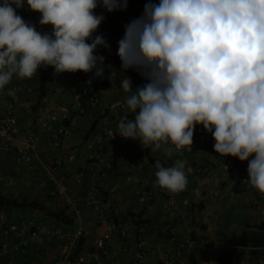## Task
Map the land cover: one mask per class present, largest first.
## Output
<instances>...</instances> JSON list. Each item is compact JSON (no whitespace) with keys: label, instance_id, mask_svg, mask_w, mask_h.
Here are the masks:
<instances>
[{"label":"crops","instance_id":"0c3cea01","mask_svg":"<svg viewBox=\"0 0 264 264\" xmlns=\"http://www.w3.org/2000/svg\"><path fill=\"white\" fill-rule=\"evenodd\" d=\"M146 3L144 0H128L124 10L108 12L103 7H97L95 14L105 17L103 24L109 21L113 28H122L123 38L125 26L143 15ZM17 11L26 22L35 25L37 31L51 32L50 25L39 24V13L31 15L24 8ZM95 35H102L109 45V48H99L96 53L105 57L103 79L93 78V73L82 72L54 75L52 68L46 93L38 106L35 105L36 95L43 68L31 79L24 78L23 82L14 76L0 90V116L11 104L14 134L32 132L36 141L28 163L12 152L0 156V177L12 180L9 186L0 183V202L16 203V206L0 203V246L5 244L9 248L4 255H0V264L6 259L16 264H54L55 256L77 257L92 253L95 240L103 232L100 215L114 217L128 232L125 240L119 239L116 234L111 236L105 244L100 264L130 263L134 259L137 238L145 242V264H162L166 253L173 254L175 242L190 238L192 232L195 233V243L190 254L195 252L198 259L206 249L220 251L227 248L246 224L264 223V201L230 183L221 169V163L227 157L212 151L201 139L198 132L203 131L202 126L198 125L195 129L191 153L173 150L170 157L163 151H152L151 145L143 148L138 141L126 140L117 134L123 117L134 118L126 104L130 93L124 92L122 80L126 75L134 88L147 81L134 69L122 71L117 55L118 44L101 24L93 37ZM118 62L119 67H116ZM108 65L115 69L111 77ZM20 83L25 84V88L15 97L9 95V90ZM76 93H80L82 99L94 93L105 97L109 102L106 118L101 119L98 107L85 101L81 109L75 108L73 97ZM43 109L51 114L53 130L64 128L57 147L50 145L49 132L42 129L38 122ZM94 122L96 124L92 128ZM99 132L105 138L102 148L94 142V135ZM120 142L125 144L129 153L126 160L115 158ZM13 146L19 147V142L15 140ZM168 146L174 149V146ZM90 155L94 158L90 159ZM232 158L238 168H248V161ZM156 160L165 167L173 166L177 160L185 162L186 190L178 194L167 191L172 198L169 204L157 194L150 198L134 195L139 179H156ZM57 162L62 165L58 166ZM82 169H86L87 175L82 185L78 186L74 184L73 177ZM50 173L66 182L68 189L65 197L51 194L52 187L47 181ZM128 177L132 180H127ZM90 190L101 198L97 208L81 204ZM73 198L79 201L76 211L68 205V200ZM26 202L35 203L43 209L18 207ZM168 205L173 209L172 214ZM55 214H61L67 219L66 223L57 221L53 216ZM54 227L62 229L66 240H49L46 232ZM35 228L40 231L34 239L28 240ZM25 240L27 242L22 251L12 250L15 246H22ZM242 264L257 263L255 259L248 258Z\"/></svg>","mask_w":264,"mask_h":264},{"label":"clouds","instance_id":"9594fccd","mask_svg":"<svg viewBox=\"0 0 264 264\" xmlns=\"http://www.w3.org/2000/svg\"><path fill=\"white\" fill-rule=\"evenodd\" d=\"M127 2L2 0L0 90L14 76L31 79L48 67L54 75L103 79L105 57L96 53L109 45L102 35L93 37L105 19L95 9L124 10ZM25 4L50 33L18 14ZM117 55L123 72L134 69L147 81L134 88L129 77L122 80L134 118L120 120L119 136L170 157L193 146L202 126L215 153L248 161L243 182L264 194V0H149L143 15L125 26ZM108 68L111 77L115 69ZM154 166L156 185L174 194L186 190L184 161Z\"/></svg>","mask_w":264,"mask_h":264},{"label":"built area","instance_id":"2783aa9c","mask_svg":"<svg viewBox=\"0 0 264 264\" xmlns=\"http://www.w3.org/2000/svg\"><path fill=\"white\" fill-rule=\"evenodd\" d=\"M149 2V0H144ZM154 3H158L159 0H152ZM83 73V72H82ZM24 79H20L23 82ZM25 88V84L20 83L19 85L13 86L10 91H14V95L17 96L23 89ZM82 96L80 93H76L73 97V104L75 108H82ZM85 103L92 106H97L99 111V116L101 119H105L107 112L109 110V102L108 100L99 95V94H91L85 98ZM29 104L28 107H30ZM51 114L47 109H43L40 117L38 118V122L40 127L49 132L50 137V145L57 147L60 141V137L64 134V128L60 127L55 130L51 128ZM73 125V123H71ZM201 139L210 147L212 151H214L213 145L214 140L211 134L203 131L198 132ZM17 140L19 142V147H14L13 142ZM94 142L98 145L99 148H102L105 145V138L99 132L94 135ZM35 136L32 132H23L18 135H15L13 132V106L10 104L7 107L6 112L0 116V156L6 155L8 153H14L15 157L18 159L28 163L31 160V153L35 148ZM186 153L192 152V147H185L182 149ZM129 157V153L127 148L123 142L119 143V148L116 153L115 158L126 160ZM90 159H93L94 156L90 155ZM112 159L110 160V162ZM57 165H62L61 162H57ZM221 169L223 173L226 175L230 183L237 189L247 190L257 195L260 199L264 201V194H261L252 187L249 183L243 182L248 178L247 169H240L237 167L232 157H227L224 162L221 163ZM87 172L86 169L79 170L73 177V182L75 185H82L84 179L86 178ZM127 180H132L130 177ZM47 181L49 185L52 187L51 194L53 196L65 197L67 193V184L65 181L58 179L53 173H50L47 177ZM156 179H139L137 181V187L134 191V195L136 197H144L150 198L154 194L160 195L165 198L167 204L171 202L172 198L168 195L167 190L160 188L155 183ZM0 183L4 186H9L12 183V180H3L0 177ZM101 202V198L98 194L94 193L93 190H90L82 199L83 207L87 208H97ZM68 205L73 211H76L79 207V201L76 198L69 199ZM170 212L172 214L173 209L168 205ZM100 224L103 226V232L99 238L95 240V248L92 253L87 255H80L77 257H53L54 264H87L88 262H92V264H100V260L102 255L105 254L104 248L107 241L111 239L113 234H116L119 239L125 240L128 236V232L126 228L122 227L117 221H115L112 217L100 215ZM39 228H35L34 231L30 232L28 240L34 239L38 232ZM6 231L5 233H7ZM20 236V234H16ZM47 237L51 242H60L66 240V236L64 235L62 229L60 227H54L50 231L46 232ZM26 240L22 242V246H15L12 248L13 251H22L23 246L26 245ZM194 246V242L191 238H186L182 241H176L173 248V254L168 255L167 253L164 255V259L162 264H192L190 260L191 254L190 251ZM9 248L3 244L0 246V255H4ZM189 252V253H188ZM218 250L215 248L206 249L203 252V255L195 259V264H213L214 257L217 256ZM147 255V251L145 248V242L141 238L136 239V251L134 255V259L127 264H145V258ZM1 264H16L15 261L11 259L4 260Z\"/></svg>","mask_w":264,"mask_h":264},{"label":"trees","instance_id":"16d2710c","mask_svg":"<svg viewBox=\"0 0 264 264\" xmlns=\"http://www.w3.org/2000/svg\"><path fill=\"white\" fill-rule=\"evenodd\" d=\"M25 10L28 11L29 14H34L36 12H32L28 9L27 5L25 4ZM101 25L108 31L111 38L118 44L121 38L122 28H113L109 21ZM116 67H119V62L117 63ZM52 71V67L43 68L40 74L38 92L36 95V103L35 105L38 106L39 102L43 98L46 93L47 85L49 82V74ZM86 98V97H85ZM82 103L84 104V100ZM96 122L92 124V128L95 126ZM3 204H8L10 206H16L14 201H7V202H0ZM32 207L35 209H43L39 205L35 203H21L18 207ZM55 219L61 223H66L64 217L61 214L53 215ZM114 219V217H112ZM116 221V219H114ZM190 238L195 243V233L192 232L190 234ZM196 253H192L190 260L192 264H195ZM249 257L250 259H255L257 264H264V223H259L256 225L246 224L243 230L240 232L238 237L232 239L230 244L227 248L222 249L218 252L217 256L214 257V264H242L243 261Z\"/></svg>","mask_w":264,"mask_h":264},{"label":"rangeland","instance_id":"374dc122","mask_svg":"<svg viewBox=\"0 0 264 264\" xmlns=\"http://www.w3.org/2000/svg\"><path fill=\"white\" fill-rule=\"evenodd\" d=\"M249 257H247L246 259H248Z\"/></svg>","mask_w":264,"mask_h":264}]
</instances>
